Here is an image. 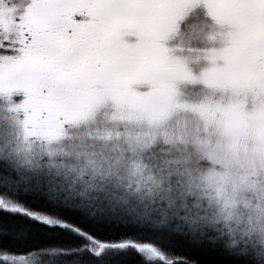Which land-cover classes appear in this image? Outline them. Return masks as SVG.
Segmentation results:
<instances>
[{"label":"snow or ice","instance_id":"6c2138e0","mask_svg":"<svg viewBox=\"0 0 264 264\" xmlns=\"http://www.w3.org/2000/svg\"><path fill=\"white\" fill-rule=\"evenodd\" d=\"M182 117L222 169L264 156V0H0V264H264L145 202Z\"/></svg>","mask_w":264,"mask_h":264},{"label":"rangeland","instance_id":"374dc122","mask_svg":"<svg viewBox=\"0 0 264 264\" xmlns=\"http://www.w3.org/2000/svg\"><path fill=\"white\" fill-rule=\"evenodd\" d=\"M194 129V122L182 117L176 124L166 129L156 130L154 149L149 153L150 158L146 160L147 165L152 167L153 164H158L161 158L173 161V163L168 165L167 169V171L172 173L170 177H174V182L177 184L174 192L170 189V192L174 193L173 195L179 197L182 193L187 192L189 188L195 192H200L203 189L206 195L199 200V203L202 206H207L209 197L214 195L216 190L223 189L230 194L245 217L251 215L253 205H257L258 203L264 204V197H261L253 189L246 187L247 181L242 182L238 179V175L243 171L241 165H246L248 171L255 170L257 173L255 177L249 176L248 180L256 179L264 183V180H261L264 168L259 167V164L264 162V156H253L242 149L229 158L227 169H222L220 165L213 164L203 156L198 147L192 143ZM84 135H87V133H84ZM166 136L171 137L173 141H175L176 136H180L182 140L166 144ZM96 151L101 152L102 147L97 146ZM125 151H127L126 147ZM104 155L106 158L105 167H107V162H109L107 161V157L111 154L105 152ZM111 162L114 163V161ZM121 166H123V163H121ZM225 171L226 175L224 179L220 184H217L213 174ZM145 173L147 174V170ZM152 175L154 178L157 177L156 168L154 167H152ZM187 199L191 203L196 197H187ZM200 215H207L209 217L206 220H201V225L218 229L229 239H235L237 244L253 249V243L249 241L248 236L243 235L239 231L229 234L228 229L222 223H215L211 219V212L206 214L203 207Z\"/></svg>","mask_w":264,"mask_h":264},{"label":"clouds","instance_id":"9594fccd","mask_svg":"<svg viewBox=\"0 0 264 264\" xmlns=\"http://www.w3.org/2000/svg\"><path fill=\"white\" fill-rule=\"evenodd\" d=\"M170 163H173V161L161 158L158 164L152 165L156 168L157 177H153L152 167L149 166L147 167V175L145 176L144 173L143 176V180L152 181V187H149L151 196L156 195L160 199H164L165 208L170 216L178 214L181 217H187L189 221L197 218L206 220L209 218L207 215H200L203 207L204 212L206 214L211 212V219L215 223H222L228 229L229 234L239 231L248 236L255 251H264V204L253 205L252 214L245 217L230 194L223 189L216 190L214 195L209 197L207 206H202L199 203V200L206 195L203 189L200 192H195L189 188L187 192L182 193L179 197L170 196L168 194L170 189H161V185L166 184L172 175L171 172L167 171ZM259 167L264 168V162H261ZM241 168L243 171L239 173L238 179L242 182L247 181L246 187L253 189L261 197H264V183L256 179L248 180L249 176H256V171H248L246 165H241ZM261 180H264V174L261 175ZM142 186L148 187L146 183ZM153 188L161 189L164 195L161 196L159 191L154 192ZM187 197H196V199L190 203ZM253 238L255 239L253 240Z\"/></svg>","mask_w":264,"mask_h":264},{"label":"trees","instance_id":"16d2710c","mask_svg":"<svg viewBox=\"0 0 264 264\" xmlns=\"http://www.w3.org/2000/svg\"><path fill=\"white\" fill-rule=\"evenodd\" d=\"M118 171L122 174L123 173V166H120L119 169H118ZM145 175H147V174L145 173ZM144 183H146L148 185V187L143 186L142 187V192L145 195V202H148L149 199H150V197L148 196V189H149V187H152V181H150V180H148V181L143 180L142 181V184H144ZM169 183H171V184H169ZM161 187H163V189H171L174 192L175 188L177 187V184L174 182V177H169L168 182L166 184H162ZM153 191L154 192L159 191L160 195H164V192L161 189H155V188H153ZM170 191L168 193L170 196L178 197L176 195H173L174 193H171ZM152 197H154L156 199L157 203H159V196L152 195ZM149 206H151V205H149ZM238 245H240V244H238Z\"/></svg>","mask_w":264,"mask_h":264}]
</instances>
